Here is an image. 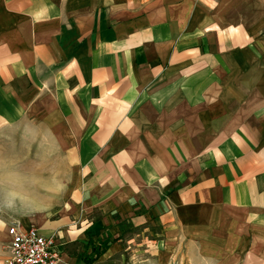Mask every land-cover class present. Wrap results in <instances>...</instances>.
I'll list each match as a JSON object with an SVG mask.
<instances>
[{
  "label": "crops",
  "instance_id": "0c3cea01",
  "mask_svg": "<svg viewBox=\"0 0 264 264\" xmlns=\"http://www.w3.org/2000/svg\"><path fill=\"white\" fill-rule=\"evenodd\" d=\"M264 264V0H0V264ZM159 251L156 250V256Z\"/></svg>",
  "mask_w": 264,
  "mask_h": 264
},
{
  "label": "built area",
  "instance_id": "2783aa9c",
  "mask_svg": "<svg viewBox=\"0 0 264 264\" xmlns=\"http://www.w3.org/2000/svg\"><path fill=\"white\" fill-rule=\"evenodd\" d=\"M7 233L10 237L8 255L3 264H58L60 250L54 236H44L39 230H20L11 225Z\"/></svg>",
  "mask_w": 264,
  "mask_h": 264
},
{
  "label": "rangeland",
  "instance_id": "374dc122",
  "mask_svg": "<svg viewBox=\"0 0 264 264\" xmlns=\"http://www.w3.org/2000/svg\"><path fill=\"white\" fill-rule=\"evenodd\" d=\"M14 225V224H13ZM153 229L145 224L136 226H125L122 235L119 237L118 257L115 264H160V251L162 250V240L155 234ZM156 250L159 251L156 256ZM170 264H179L175 261Z\"/></svg>",
  "mask_w": 264,
  "mask_h": 264
}]
</instances>
